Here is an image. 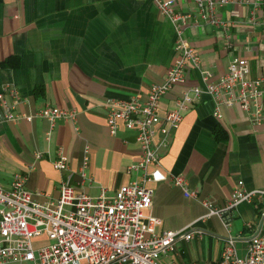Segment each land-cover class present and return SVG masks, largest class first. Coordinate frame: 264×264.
<instances>
[{"label": "crops", "instance_id": "obj_1", "mask_svg": "<svg viewBox=\"0 0 264 264\" xmlns=\"http://www.w3.org/2000/svg\"><path fill=\"white\" fill-rule=\"evenodd\" d=\"M174 2L182 11L194 8L193 0ZM253 14L254 22L248 6L235 1L216 9L229 22L226 47L224 32L216 26L183 30L199 56L200 70L216 79L233 59L244 58L249 78L264 74V6ZM174 40L170 22L151 0H0V90L6 84L16 87L20 115L45 106L76 110L74 120L59 119L49 127L38 116L6 121L0 109V185L7 189L12 174H24L25 189L42 200L58 196L66 176L75 192L91 196H110L134 179L138 172L128 173L126 167L139 156L135 133L123 125L110 133L105 103L131 96L143 100L149 85L160 82L173 62ZM185 74L183 82L161 96L159 115L174 107L182 91L202 85L198 69L188 67ZM212 111L209 96L195 98L182 111L178 127L169 131L166 146L159 148L161 170L183 176L186 186L197 191L196 198L185 197L169 178L150 184L146 211L159 219L155 229L192 232L159 252L162 264L214 261L228 236L241 256L261 220L264 194L234 205L226 224L216 214L198 217L205 211L202 198L222 207L238 181L245 188H264V123L251 125L234 105L220 106V118ZM160 138L156 131L154 143ZM84 144L87 176L80 178ZM57 148L67 156L66 171L50 164Z\"/></svg>", "mask_w": 264, "mask_h": 264}, {"label": "built area", "instance_id": "obj_2", "mask_svg": "<svg viewBox=\"0 0 264 264\" xmlns=\"http://www.w3.org/2000/svg\"><path fill=\"white\" fill-rule=\"evenodd\" d=\"M193 1V10L187 12L179 10L174 0H151L175 32L173 62L160 82L149 85L143 100L131 96L125 100L108 99L105 103L107 130L114 133L123 125L135 133L139 156L135 163L126 167V172H138V175L118 186L110 196L103 192L96 196L75 192L66 176L58 185V196L41 200L25 189L24 174H12L9 188L0 185V264H162L157 258L160 251L170 249L177 236H191L192 232H183V228L156 230L159 219L146 211L151 206L153 194L150 184L158 180L169 178L172 185L182 189L185 197H197L196 189L188 188L183 176L161 170L159 148L166 146L169 131L178 127L182 111L202 94L211 98L212 114L216 118L221 117L220 106L234 105L247 116L251 125L264 123V74L249 78L246 59L235 58L221 76L212 79L211 73L200 70L195 48L188 45L183 36L185 28L209 24L223 30V44L229 46V22L218 17L216 9L233 1L243 3L248 6L249 20L253 21V12L264 6V0ZM188 67L199 70L202 85L182 91L174 100V107L159 115L161 96L172 85L185 80ZM20 101L16 87L10 84L2 87L0 109L6 121L21 118L31 121L38 116L50 127L59 119L74 120L76 116L74 108L53 106L20 115L15 111ZM156 131L161 133V138L154 143ZM87 153L88 145L84 144L77 171L80 178L87 176ZM38 156L39 152L35 158ZM50 164L60 171L68 168L67 156L60 148L56 149ZM263 194L264 188H245L238 181L222 207L202 198L200 202L205 211L198 217L216 214L226 224L229 210L234 205L240 201L258 200ZM258 210L260 223L246 240L241 256L236 254L233 237L228 236L214 261L187 264H264V208L258 207ZM41 238L47 240L33 243Z\"/></svg>", "mask_w": 264, "mask_h": 264}, {"label": "rangeland", "instance_id": "obj_3", "mask_svg": "<svg viewBox=\"0 0 264 264\" xmlns=\"http://www.w3.org/2000/svg\"><path fill=\"white\" fill-rule=\"evenodd\" d=\"M47 239L45 238H41L39 241H36L34 240L33 243L36 245V244H39L40 242H45Z\"/></svg>", "mask_w": 264, "mask_h": 264}, {"label": "trees", "instance_id": "obj_4", "mask_svg": "<svg viewBox=\"0 0 264 264\" xmlns=\"http://www.w3.org/2000/svg\"><path fill=\"white\" fill-rule=\"evenodd\" d=\"M221 132V130L217 127V128H215V137L217 138L218 137V133H220Z\"/></svg>", "mask_w": 264, "mask_h": 264}]
</instances>
